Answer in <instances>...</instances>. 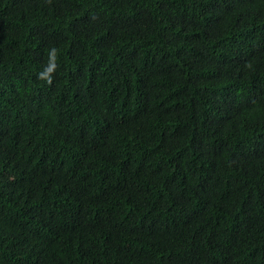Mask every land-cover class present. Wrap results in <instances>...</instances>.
Here are the masks:
<instances>
[{
    "label": "trees",
    "instance_id": "obj_1",
    "mask_svg": "<svg viewBox=\"0 0 264 264\" xmlns=\"http://www.w3.org/2000/svg\"><path fill=\"white\" fill-rule=\"evenodd\" d=\"M0 264H264V0H0Z\"/></svg>",
    "mask_w": 264,
    "mask_h": 264
},
{
    "label": "clouds",
    "instance_id": "obj_2",
    "mask_svg": "<svg viewBox=\"0 0 264 264\" xmlns=\"http://www.w3.org/2000/svg\"><path fill=\"white\" fill-rule=\"evenodd\" d=\"M59 49L55 46L46 50L47 63L44 68L37 74V79L51 85L53 83V77L56 73L59 65L57 63Z\"/></svg>",
    "mask_w": 264,
    "mask_h": 264
}]
</instances>
